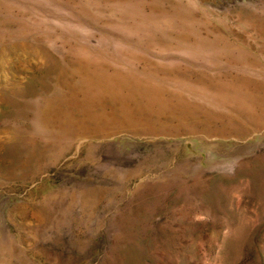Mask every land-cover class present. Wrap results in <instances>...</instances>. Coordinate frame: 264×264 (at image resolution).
<instances>
[{"label": "rangeland", "instance_id": "1", "mask_svg": "<svg viewBox=\"0 0 264 264\" xmlns=\"http://www.w3.org/2000/svg\"><path fill=\"white\" fill-rule=\"evenodd\" d=\"M118 71L209 114L118 117ZM235 87L264 95V0H0V264H264Z\"/></svg>", "mask_w": 264, "mask_h": 264}, {"label": "bare ground", "instance_id": "2", "mask_svg": "<svg viewBox=\"0 0 264 264\" xmlns=\"http://www.w3.org/2000/svg\"><path fill=\"white\" fill-rule=\"evenodd\" d=\"M101 72L103 70H100ZM124 74L120 71L116 72V76L111 77L105 74H102L96 80H93L96 84L103 83L110 86H120L122 88H131L132 92L129 94L128 101L127 97L122 95V92H118V96L121 99L124 97L126 102H123L122 108L118 113H115L116 116L126 117L131 122H137L138 120L142 121L148 118V115L153 112L156 105L161 108V116H169L170 118H181L187 120L188 118H193L196 115V112L207 116L209 114L207 109L201 105L191 104L187 100L182 99V94L178 90L167 91L166 86L163 84L156 85L153 81L139 79L136 75L128 74L127 77H122ZM118 78V79H117ZM139 88H144V91H139ZM235 95L229 96L234 97V100L240 99V101L235 102V107L238 110L237 118L243 117H252L257 115L256 122L252 124L253 127H258L261 124H264V95L262 97L256 96L250 92H244L241 88H230ZM140 94V95H139ZM139 95L141 98L140 101L135 105L129 104V99L134 98ZM175 98H179L180 102L176 101ZM123 99V100H125ZM263 99L262 101H259ZM229 102V101H228ZM233 108V107H232ZM155 114L154 112L152 115ZM108 121V117L101 116ZM145 121V120H144ZM170 122L159 128L156 126L157 130L162 133H171L176 131L172 126H169ZM176 133V132H175Z\"/></svg>", "mask_w": 264, "mask_h": 264}]
</instances>
